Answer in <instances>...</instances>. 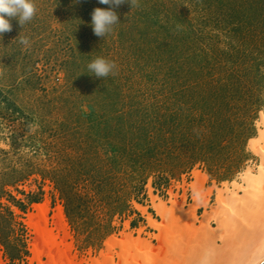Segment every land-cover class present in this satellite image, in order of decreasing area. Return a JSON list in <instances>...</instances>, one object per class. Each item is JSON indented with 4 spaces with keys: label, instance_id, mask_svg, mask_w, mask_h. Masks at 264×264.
Masks as SVG:
<instances>
[{
    "label": "rangeland",
    "instance_id": "obj_1",
    "mask_svg": "<svg viewBox=\"0 0 264 264\" xmlns=\"http://www.w3.org/2000/svg\"><path fill=\"white\" fill-rule=\"evenodd\" d=\"M35 2L34 18L0 38V264H48L33 252L39 209L60 250L91 264L123 233L156 244L148 217L162 221L160 203L200 220L218 188L256 170L264 0H134L104 38L90 20L107 5ZM97 56L112 74L88 73Z\"/></svg>",
    "mask_w": 264,
    "mask_h": 264
},
{
    "label": "bare ground",
    "instance_id": "obj_2",
    "mask_svg": "<svg viewBox=\"0 0 264 264\" xmlns=\"http://www.w3.org/2000/svg\"><path fill=\"white\" fill-rule=\"evenodd\" d=\"M257 127L258 136L250 146L259 160L256 170L247 168L240 175L241 183L234 181L231 188H218L214 210L197 220L194 208L185 212L181 204L174 202L172 210H168L160 203L157 211L164 213L162 221L148 217L149 225L157 231L153 237L156 244L142 239L141 232L137 237L123 233L119 239H110L102 261L91 264H144L162 256L169 257L165 264H256L258 258L264 257V113ZM195 179L192 187L204 196L206 177L196 173ZM200 205L206 206V202L196 207ZM45 217V211L39 209L30 223L40 237L41 247L34 248V258L40 261L46 257L48 264H74L69 250L62 252L56 236L40 226L46 222ZM56 217L64 231L62 214ZM211 220L216 226L210 224Z\"/></svg>",
    "mask_w": 264,
    "mask_h": 264
},
{
    "label": "clouds",
    "instance_id": "obj_3",
    "mask_svg": "<svg viewBox=\"0 0 264 264\" xmlns=\"http://www.w3.org/2000/svg\"><path fill=\"white\" fill-rule=\"evenodd\" d=\"M73 2H76V0H73ZM97 2L108 7H96L92 10L90 27L95 36L104 38L113 31L115 25L120 23L115 9L126 2L131 7L134 0H97ZM36 13L35 0H0V38H2L3 33L12 30L11 20L15 19L22 26L24 23L31 21ZM20 43L28 45L29 39L21 37ZM115 68V62L103 56H97L87 64L88 73L98 78L112 74ZM256 264H264V257L258 258Z\"/></svg>",
    "mask_w": 264,
    "mask_h": 264
},
{
    "label": "crops",
    "instance_id": "obj_4",
    "mask_svg": "<svg viewBox=\"0 0 264 264\" xmlns=\"http://www.w3.org/2000/svg\"><path fill=\"white\" fill-rule=\"evenodd\" d=\"M146 207H147V208H150V206H149V205H147ZM139 217H144V216L140 214V215H139Z\"/></svg>",
    "mask_w": 264,
    "mask_h": 264
}]
</instances>
